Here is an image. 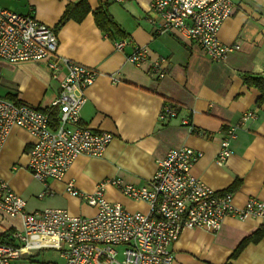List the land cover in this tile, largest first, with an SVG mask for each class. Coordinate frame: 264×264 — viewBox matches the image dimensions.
I'll use <instances>...</instances> for the list:
<instances>
[{"label":"crops","instance_id":"obj_1","mask_svg":"<svg viewBox=\"0 0 264 264\" xmlns=\"http://www.w3.org/2000/svg\"><path fill=\"white\" fill-rule=\"evenodd\" d=\"M79 1L0 0V7L19 14L33 9L38 21L55 31L67 7ZM152 1L117 4L113 0H88L91 12L82 22L71 20L55 31L60 58L98 72L86 92L81 126L110 133L113 141L101 158L78 157L63 180L49 182L54 196L39 200L43 185L27 169L35 140L27 130L14 128L0 154V178L27 201L29 211L52 208L76 216L93 215L94 208L66 192L69 182L88 194L107 180L147 186L157 170V161L180 147L203 154L193 175L219 193L233 192L236 207L244 208L252 198L264 202V104L257 105L259 91L245 83L246 75L264 76V0H231L235 11L218 37L223 44L239 48L220 62L176 32L157 34L149 20L153 17L149 16ZM101 6L107 8L125 38L97 27L93 13ZM124 39L129 44L118 51L115 42ZM140 47L147 48L149 56L138 68L128 56ZM156 61L164 62V78L151 70ZM66 75V66L61 64L58 79ZM59 80L52 78L46 63L0 60L2 97L13 94L23 103L48 109L60 93ZM165 105L176 111V118L160 120ZM249 113L254 117L238 130L231 144L233 155L219 165L221 142ZM184 121H189L194 130ZM237 181L240 186L232 190ZM104 193L109 202L130 212L149 209L147 203L135 201L111 185ZM0 220L8 222V227L0 230V237L10 227L20 226L18 220L1 214ZM262 225L261 219L227 218L216 233L186 229L172 247L173 264H264V238L232 258L240 243Z\"/></svg>","mask_w":264,"mask_h":264},{"label":"built area","instance_id":"obj_2","mask_svg":"<svg viewBox=\"0 0 264 264\" xmlns=\"http://www.w3.org/2000/svg\"><path fill=\"white\" fill-rule=\"evenodd\" d=\"M113 1L123 4L128 0ZM234 11L231 0H153L149 16L154 18L149 20L157 34L176 32L220 62L239 48L223 44L218 37ZM128 44L126 39L117 41L115 48L122 51ZM58 48L56 32L39 22L33 9L19 14L0 7L1 61L46 63L55 80H59L61 64L67 69L66 77L59 80L60 93L48 109L0 97V154L14 128L31 134L35 142L27 169L43 185L39 200L54 196L49 182L63 180L78 157L101 158L113 141L110 133L81 126L86 92L94 85L98 72L60 58ZM148 56V49L140 47L128 56V61L140 68ZM164 68L163 61L151 65L152 72L160 78L165 77ZM54 111L59 115L58 125L52 120ZM176 117V111L165 105L160 120ZM253 117L254 113H249L229 129L221 142L219 165L233 155L232 141L242 124ZM184 124L194 130L189 121ZM202 157L201 152L188 147L171 150L157 161L151 182L143 187L127 185L119 179L107 180L88 194L69 182L66 192L96 210L88 216H76L65 209L29 211L27 201L0 178V214L20 222V226L10 227L4 243L0 242V264L31 260L42 250L58 251L64 264H173L172 247L186 229L216 233L227 218L264 220V202L252 198L244 208H238L233 192L219 193L193 175ZM108 185L135 201L147 203L148 211L130 212L109 202L104 193Z\"/></svg>","mask_w":264,"mask_h":264},{"label":"trees","instance_id":"obj_3","mask_svg":"<svg viewBox=\"0 0 264 264\" xmlns=\"http://www.w3.org/2000/svg\"><path fill=\"white\" fill-rule=\"evenodd\" d=\"M91 12V8L89 6L88 0H80L76 4H72L67 7L66 11L63 14L59 24L56 26L55 31H58L63 25H65L68 21L74 20L76 22H82L87 15ZM95 22L97 27L105 33H109L111 35L115 34L119 38H125V34L119 29L117 24L112 19L109 14L107 8L105 6H101L93 13ZM245 83L250 88H254L259 91L260 97L257 101V105L261 107L264 104V76H245ZM6 99H9L15 103H21L16 95L7 94L5 96ZM52 120L55 125H58L59 115L57 111L51 113ZM240 186V181H237L232 190H236ZM6 235L0 237V242L4 243V239ZM264 238V225L259 227L257 231L253 234L245 238L238 248L235 250L232 258H237L241 252L250 244H257Z\"/></svg>","mask_w":264,"mask_h":264},{"label":"rangeland","instance_id":"obj_4","mask_svg":"<svg viewBox=\"0 0 264 264\" xmlns=\"http://www.w3.org/2000/svg\"><path fill=\"white\" fill-rule=\"evenodd\" d=\"M32 208L30 210H33ZM11 223L13 224L16 223L17 225H19L17 221L16 222L12 221ZM7 227H8V222H3L2 220H0V230L5 229ZM39 239H42V238H39ZM42 240H45V239H42ZM13 264H64V261L61 259L60 253L58 251L42 250L36 256H34V258H32L31 260L18 259V260L13 261Z\"/></svg>","mask_w":264,"mask_h":264}]
</instances>
